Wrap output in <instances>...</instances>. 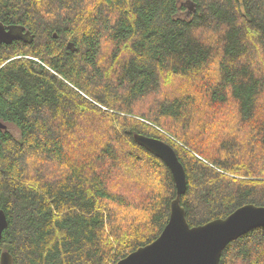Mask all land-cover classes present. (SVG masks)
<instances>
[{"label": "trees", "instance_id": "1", "mask_svg": "<svg viewBox=\"0 0 264 264\" xmlns=\"http://www.w3.org/2000/svg\"><path fill=\"white\" fill-rule=\"evenodd\" d=\"M0 0V254L116 264L153 241L176 187L190 226L264 207V0ZM15 130L12 131L13 129ZM219 264H264V226Z\"/></svg>", "mask_w": 264, "mask_h": 264}, {"label": "water", "instance_id": "2", "mask_svg": "<svg viewBox=\"0 0 264 264\" xmlns=\"http://www.w3.org/2000/svg\"><path fill=\"white\" fill-rule=\"evenodd\" d=\"M21 39L30 42L28 30L20 27H4L0 23V43ZM0 127L6 126L0 122ZM134 140L169 168L176 187V197L170 203L167 223L150 243L138 247L116 264H219L224 248L246 232L264 226V207L245 204L225 218L190 226L185 217L180 196L186 190L185 171L175 150L161 139L135 134ZM7 226L6 215L0 210V238ZM0 264H13L7 252L0 254Z\"/></svg>", "mask_w": 264, "mask_h": 264}, {"label": "rangeland", "instance_id": "3", "mask_svg": "<svg viewBox=\"0 0 264 264\" xmlns=\"http://www.w3.org/2000/svg\"><path fill=\"white\" fill-rule=\"evenodd\" d=\"M194 10H195V7L192 4V2L180 0V7H179V12H178L180 17L190 18ZM12 131L15 132L14 129Z\"/></svg>", "mask_w": 264, "mask_h": 264}, {"label": "bare ground", "instance_id": "4", "mask_svg": "<svg viewBox=\"0 0 264 264\" xmlns=\"http://www.w3.org/2000/svg\"><path fill=\"white\" fill-rule=\"evenodd\" d=\"M247 233V232H246Z\"/></svg>", "mask_w": 264, "mask_h": 264}]
</instances>
